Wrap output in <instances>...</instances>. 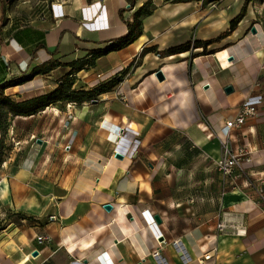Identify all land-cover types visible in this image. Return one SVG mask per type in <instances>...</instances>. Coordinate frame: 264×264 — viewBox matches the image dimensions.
I'll return each instance as SVG.
<instances>
[{
    "label": "crops",
    "instance_id": "crops-1",
    "mask_svg": "<svg viewBox=\"0 0 264 264\" xmlns=\"http://www.w3.org/2000/svg\"><path fill=\"white\" fill-rule=\"evenodd\" d=\"M148 1L156 8L143 17L136 41L74 74L76 91L119 79L111 91L92 105L60 103L8 117L14 126L22 119L42 122L54 111L51 129L43 131L47 124L39 122L34 132H46L49 142L73 136V145L54 166L56 176L42 184L52 193L35 202L36 221L0 232V264H264V0H220L215 8L136 0L121 18L125 0H67L56 6L53 22L30 26L33 44L17 43L12 32L5 37L0 27V84L52 60L56 69L5 95L53 91L70 70L64 64L124 35V22ZM243 8V18L222 36ZM38 42L44 48L32 58ZM187 44L186 51L164 53ZM246 102L256 116L228 131L225 122ZM44 138L34 146L41 149ZM223 144L252 153L228 177L214 165ZM22 163L9 178L15 190L33 160ZM19 201L22 209L32 205L27 195ZM142 212L162 234L158 241ZM206 254L211 258L201 262Z\"/></svg>",
    "mask_w": 264,
    "mask_h": 264
},
{
    "label": "rangeland",
    "instance_id": "rangeland-1",
    "mask_svg": "<svg viewBox=\"0 0 264 264\" xmlns=\"http://www.w3.org/2000/svg\"><path fill=\"white\" fill-rule=\"evenodd\" d=\"M54 1V2H53ZM67 0H1L0 1V26L2 25V17L6 19L4 22L5 32L2 34L7 35L8 32H14L19 30L22 27L37 26L44 23L49 24L53 22V14L55 9L62 5V3ZM54 3V4H51ZM203 5H208L203 3ZM216 3H210L209 8H215ZM156 6L151 4V10L155 9ZM31 89H33L31 87ZM13 100H22L23 97L12 98ZM95 97L93 100H96ZM88 104H95L92 101H88ZM76 105V104H75ZM79 105V104H78ZM74 106V105H73ZM77 106V105H76ZM72 106H65L64 109L72 110ZM54 111L46 115V120L41 119H28V120H18L16 125L12 123H5V127L0 129V184L3 181L4 185L0 186V232L5 231L9 233L17 229L22 230V225H30L34 223L35 220V202L41 204V200L50 198L52 193L48 187H45L42 184H49L54 174V166L58 163L61 166L63 159L61 156L65 155L66 150H70L73 145L71 137L64 140L60 137L56 139V142H49L46 137V132L42 135L35 133V125L37 123L43 124L46 122V130H50L54 125ZM12 120V117H9ZM59 119V118H57ZM70 121L71 115H70ZM64 123L65 128L67 127ZM19 124V125H18ZM9 125L11 127H9ZM50 126V127H49ZM37 131V130H36ZM41 130L39 129V132ZM34 137H33V136ZM44 138L46 144L43 147L34 146L37 138ZM18 138L22 139L21 143H18ZM54 153L55 157H59L57 160H53L51 156L47 158V154ZM33 160V163L28 169L24 171L25 176H22V183L18 185L15 190V186L9 178L11 179L12 173H14L22 162H25L26 159ZM65 158V156H64ZM65 165L67 163H64ZM55 166V167H56ZM45 188V190L43 189ZM4 189V190H3ZM27 195L29 207L22 209V206L19 207L22 196ZM48 198V199H49ZM24 202V200H23ZM23 218L26 219L27 223H22Z\"/></svg>",
    "mask_w": 264,
    "mask_h": 264
},
{
    "label": "trees",
    "instance_id": "trees-1",
    "mask_svg": "<svg viewBox=\"0 0 264 264\" xmlns=\"http://www.w3.org/2000/svg\"><path fill=\"white\" fill-rule=\"evenodd\" d=\"M1 1V0H0ZM166 3H189V2H203V3H218L220 0H162ZM127 3V8L123 10H119L118 14L121 18L122 13L125 11H130L133 9L136 0H125ZM151 2L148 1L144 5H142L139 9H137L132 15L131 21H125L124 24L126 26V33L120 37L114 38L108 41V45L104 48L92 49L88 51L85 58L76 59L71 62L64 64L65 67H69L70 70L64 76L61 77L59 84L56 88L45 94H41L38 96H34L31 98H26L22 100H13L11 97L5 95V91L9 88L26 84L33 80L37 76H43L49 74L51 71L56 69L58 66L54 61L49 60L47 62L38 64L33 66L28 72H21L19 75L10 78L7 81H4L0 84V129L5 127V123H8V117H30L36 115L38 112L45 110L47 107L60 103H73V104H83L85 102L93 100L99 94L111 91L120 81L119 79H113L110 82L103 84L91 91H76L72 89V85L74 82V74L83 70L92 67L94 61L101 56L107 55L108 53L119 51L134 41H136L142 34V19L145 16L150 15L151 13ZM244 9L230 23V28L227 30L222 36H225L230 31H232L238 22L244 16ZM2 25L0 27H4V22L6 21L3 18ZM32 27H22L17 31L12 32L13 39L16 40L17 43L21 44L31 42ZM37 41V40H35ZM214 41L209 42H196L194 45H199L206 47L213 43ZM189 44L182 45L174 48H169L164 51L165 54L171 55L186 51ZM44 45L40 42L36 43L31 52V57L34 58L35 52L43 49ZM25 218H23L24 220Z\"/></svg>",
    "mask_w": 264,
    "mask_h": 264
},
{
    "label": "built area",
    "instance_id": "built-area-1",
    "mask_svg": "<svg viewBox=\"0 0 264 264\" xmlns=\"http://www.w3.org/2000/svg\"><path fill=\"white\" fill-rule=\"evenodd\" d=\"M54 4V3H51ZM257 114V109L251 105L249 102H246L242 104L240 107L237 108V114L233 119L227 120L225 122V128L230 131L233 129H237L241 127L245 120L249 117H254ZM122 129L119 130L118 135L122 134ZM251 151L247 147L239 148L236 151H231L226 144H223V149H222V155L220 158L216 159L214 161L215 168L217 171L223 176V177H228L233 175L234 171H242V165L243 163H247L251 161ZM115 156L118 155L116 152L114 154ZM264 184V182H262ZM261 193V192H259ZM145 220L148 222L149 227L152 229L153 232V237L158 241L161 237L162 234L154 229V221L153 219L150 218V216L147 214V212H142ZM225 228V225L220 222L218 224V229L222 230ZM157 229V227H156ZM41 237H37V241H41ZM154 254H157V249L153 251ZM211 258L210 254H206L202 257V261H207Z\"/></svg>",
    "mask_w": 264,
    "mask_h": 264
},
{
    "label": "water",
    "instance_id": "water-1",
    "mask_svg": "<svg viewBox=\"0 0 264 264\" xmlns=\"http://www.w3.org/2000/svg\"><path fill=\"white\" fill-rule=\"evenodd\" d=\"M254 31H255V30L252 29V32H254ZM155 76H156V78H157L159 81H161V80L163 79L162 74H161V72H159V71L155 73ZM230 91H231V88H229V87L225 89V92H226V93H229ZM38 143H40V140H38ZM104 208H105L106 210H110L111 206H110V205H105ZM155 219H156V221L159 223V219H158L157 217H156Z\"/></svg>",
    "mask_w": 264,
    "mask_h": 264
}]
</instances>
